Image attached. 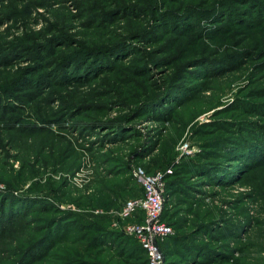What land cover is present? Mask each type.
Listing matches in <instances>:
<instances>
[{
  "label": "rangeland",
  "instance_id": "374dc122",
  "mask_svg": "<svg viewBox=\"0 0 264 264\" xmlns=\"http://www.w3.org/2000/svg\"><path fill=\"white\" fill-rule=\"evenodd\" d=\"M143 174L161 264H264V0H0V264H149Z\"/></svg>",
  "mask_w": 264,
  "mask_h": 264
},
{
  "label": "built area",
  "instance_id": "2783aa9c",
  "mask_svg": "<svg viewBox=\"0 0 264 264\" xmlns=\"http://www.w3.org/2000/svg\"><path fill=\"white\" fill-rule=\"evenodd\" d=\"M162 176L137 175L144 189V196L127 201L122 211L124 218L143 212L144 222L127 227L126 232L138 239L148 255L149 264H161L160 241L173 233L172 226L163 221L168 194L163 186Z\"/></svg>",
  "mask_w": 264,
  "mask_h": 264
},
{
  "label": "trees",
  "instance_id": "16d2710c",
  "mask_svg": "<svg viewBox=\"0 0 264 264\" xmlns=\"http://www.w3.org/2000/svg\"><path fill=\"white\" fill-rule=\"evenodd\" d=\"M166 204H167V202H166ZM167 207V206H166ZM165 210H166V208H165ZM165 212V211H164ZM163 218H164V214H163ZM141 250L147 255V253H146V251L141 247ZM148 257V256H147Z\"/></svg>",
  "mask_w": 264,
  "mask_h": 264
}]
</instances>
